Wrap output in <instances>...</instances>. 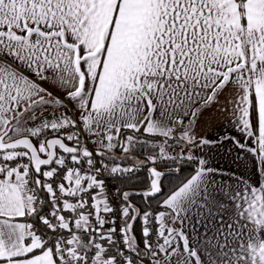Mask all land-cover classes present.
Here are the masks:
<instances>
[{"label":"snow or ice","instance_id":"snow-or-ice-1","mask_svg":"<svg viewBox=\"0 0 264 264\" xmlns=\"http://www.w3.org/2000/svg\"><path fill=\"white\" fill-rule=\"evenodd\" d=\"M0 264H264V0H0Z\"/></svg>","mask_w":264,"mask_h":264},{"label":"trees","instance_id":"trees-1","mask_svg":"<svg viewBox=\"0 0 264 264\" xmlns=\"http://www.w3.org/2000/svg\"><path fill=\"white\" fill-rule=\"evenodd\" d=\"M188 174H189V170L186 168L185 172L182 175L183 176H187ZM139 176H140L141 179L146 178V171H141L139 173ZM169 182H171V183L178 182L177 177L173 176V177H170V181H165L166 184L169 183Z\"/></svg>","mask_w":264,"mask_h":264}]
</instances>
